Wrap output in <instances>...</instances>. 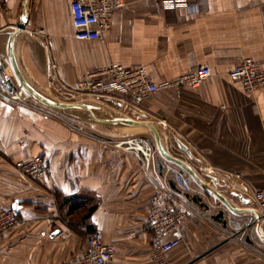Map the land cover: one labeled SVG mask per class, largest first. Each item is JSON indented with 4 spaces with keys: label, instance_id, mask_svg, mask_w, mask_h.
<instances>
[{
    "label": "crops",
    "instance_id": "0c3cea01",
    "mask_svg": "<svg viewBox=\"0 0 264 264\" xmlns=\"http://www.w3.org/2000/svg\"><path fill=\"white\" fill-rule=\"evenodd\" d=\"M187 1L188 7L165 9L155 0H124L111 27L87 41L73 36L71 0H0V61L21 89L3 55L6 32L24 21L32 37L17 36V59L28 79L58 95L112 64L145 68L156 84L206 64L211 75L199 87L160 88L141 103V119L162 127L171 155L204 179L210 170L236 207L255 209L246 190L264 189V86L245 93L228 72L245 57L264 67V0ZM101 137L127 136L102 135L36 102L0 99V209L12 208L21 219L0 236V264L74 263L94 228L115 248L111 264H150L145 223L156 188L149 176L158 178L165 160L156 151L147 176L133 150ZM37 154L46 163L40 181L10 163ZM206 196V204L190 198L194 213L178 229L183 242L168 253L170 264H264L256 246L264 244V217L257 226L253 214L231 213Z\"/></svg>",
    "mask_w": 264,
    "mask_h": 264
},
{
    "label": "built area",
    "instance_id": "2783aa9c",
    "mask_svg": "<svg viewBox=\"0 0 264 264\" xmlns=\"http://www.w3.org/2000/svg\"><path fill=\"white\" fill-rule=\"evenodd\" d=\"M155 1L165 9L188 7L187 0ZM124 4V0H71L69 14L74 38L88 41L101 37L102 33L111 27L114 11ZM210 75V68L202 64L173 80L156 84L145 68H126L120 64H112L89 71L73 87L64 86L67 92L65 95H58L49 90L63 101H67V96H73L76 100L95 99L112 104V107L134 119L144 120L141 119L144 115L141 103L156 94L160 88H197ZM228 75L238 81L248 94H253L257 88L264 86V67L249 57L242 58ZM0 99L9 104L35 103L22 89L17 88L10 92L0 90ZM100 141L103 143L110 141L118 149L133 150L139 158L142 171L149 176L156 149L147 136L132 135L115 140L101 137ZM11 164L16 172L32 181H40L46 173V163L40 154L32 155L25 160L12 161ZM194 170L209 186L218 190L220 182L210 170L205 172L209 179H204L201 173L195 168ZM149 178L156 188L145 223V230L151 236L150 264H170L168 253L183 242V237L177 234L178 229L187 217L194 213L190 196H199L203 204L207 203L208 197L201 188L199 191L195 189V182L188 173L167 161L163 163V172L158 178L152 179L150 176ZM218 191L222 193L221 190ZM46 192L54 196V192L49 188H46ZM246 193L251 198L254 208L264 217V189H248ZM229 221L233 224L234 231L243 232L241 225ZM20 223L21 219L14 209H0V236ZM173 233L175 235H172ZM84 242L86 246L84 255L71 264H111L115 248L103 241L99 228L86 233ZM256 246L264 250L263 243L258 242Z\"/></svg>",
    "mask_w": 264,
    "mask_h": 264
},
{
    "label": "water",
    "instance_id": "95a60500",
    "mask_svg": "<svg viewBox=\"0 0 264 264\" xmlns=\"http://www.w3.org/2000/svg\"><path fill=\"white\" fill-rule=\"evenodd\" d=\"M24 21H21L14 29L8 30L4 58L11 68L13 76L18 86L28 95V97L39 105L75 122L94 132L108 136H131L148 135L150 143L156 149L158 155L165 161L177 166L188 173L194 182L203 192L219 201L229 212L234 214H253L257 219V226L261 225L263 216L257 209L238 208L228 197L220 191L209 186L196 173L194 168L182 159L171 155L166 146L165 136L162 127L151 120L134 119L116 108L95 99H82L76 101H63L54 96L45 86H38L28 79L15 54V39L25 33ZM30 35V33H27ZM32 37V35H30ZM34 40L36 39V37ZM40 43V42H39ZM43 61L45 62L46 53L41 42ZM46 65V63H45ZM46 70V67H45ZM44 70L45 74L46 71ZM0 85L8 91L16 90L12 79L5 75L4 66L0 61ZM185 149V148H184ZM162 168V166H161ZM172 182V181H171ZM194 202L203 204L197 195L190 196ZM225 210L220 209L216 217L223 221Z\"/></svg>",
    "mask_w": 264,
    "mask_h": 264
},
{
    "label": "rangeland",
    "instance_id": "374dc122",
    "mask_svg": "<svg viewBox=\"0 0 264 264\" xmlns=\"http://www.w3.org/2000/svg\"><path fill=\"white\" fill-rule=\"evenodd\" d=\"M74 100H76V98L75 97H73V96H67V101H74ZM11 163V162H10ZM12 165V164H11Z\"/></svg>",
    "mask_w": 264,
    "mask_h": 264
}]
</instances>
